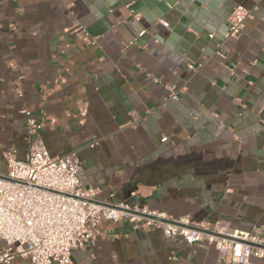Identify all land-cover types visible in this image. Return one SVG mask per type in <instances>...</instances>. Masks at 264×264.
Returning <instances> with one entry per match:
<instances>
[{
    "label": "crops",
    "instance_id": "crops-1",
    "mask_svg": "<svg viewBox=\"0 0 264 264\" xmlns=\"http://www.w3.org/2000/svg\"><path fill=\"white\" fill-rule=\"evenodd\" d=\"M236 6L251 17L225 40ZM23 109L99 201L264 237V0H0V160L27 154ZM97 229L75 264H225L160 229Z\"/></svg>",
    "mask_w": 264,
    "mask_h": 264
},
{
    "label": "built area",
    "instance_id": "built-area-1",
    "mask_svg": "<svg viewBox=\"0 0 264 264\" xmlns=\"http://www.w3.org/2000/svg\"><path fill=\"white\" fill-rule=\"evenodd\" d=\"M250 17V11L236 6L226 20L224 39H236ZM21 113L29 139L27 154L17 160L14 151H7L0 160V264H15L18 259L75 264L72 251L94 245L101 221L126 222L133 230L160 229L166 238L181 239L188 246L206 242L225 264L264 261V237L258 230L195 223L189 216L172 221L146 207L99 201V190L84 186L78 177L75 152L59 157L48 153L38 134L44 111L38 118L26 109Z\"/></svg>",
    "mask_w": 264,
    "mask_h": 264
},
{
    "label": "rangeland",
    "instance_id": "rangeland-1",
    "mask_svg": "<svg viewBox=\"0 0 264 264\" xmlns=\"http://www.w3.org/2000/svg\"><path fill=\"white\" fill-rule=\"evenodd\" d=\"M40 130L38 131V134H39Z\"/></svg>",
    "mask_w": 264,
    "mask_h": 264
}]
</instances>
